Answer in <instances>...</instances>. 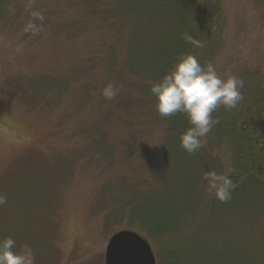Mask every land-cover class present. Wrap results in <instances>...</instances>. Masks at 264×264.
Masks as SVG:
<instances>
[{
	"label": "rangeland",
	"instance_id": "374dc122",
	"mask_svg": "<svg viewBox=\"0 0 264 264\" xmlns=\"http://www.w3.org/2000/svg\"><path fill=\"white\" fill-rule=\"evenodd\" d=\"M182 1L163 0L162 9H149L140 8V3L153 0H135V10L144 18L162 17L161 29L174 36L180 23L169 18L182 14ZM209 1L219 3L221 32L211 45L206 39L196 57L201 65L211 63L221 79L234 75L242 80L240 92L246 99L264 87V0ZM6 3L11 5L10 16L19 20L12 26L0 21V195L5 198L0 204V240L13 238L18 252L30 249L34 264H105L110 238L132 231L146 238L156 264H210L218 259L264 264V186H245L220 202L207 193L202 179L207 171L229 175L234 167L236 147L225 133L233 108L221 105L212 113L218 123L202 146L208 159L180 156L171 162L168 146L159 148L162 128L155 126L141 136L139 145L145 148L132 145L129 152H134L124 160L121 143L126 132L122 124L111 122L108 142L117 151L107 168L91 150L89 135L107 110L100 83H105L103 59L115 34L98 23L69 33L65 26L81 16L73 0ZM2 4L4 0L0 19ZM42 16L43 26L32 25L33 18ZM116 47L122 64L125 48ZM90 62V78L97 88L93 99L85 102L82 92L88 81L78 73ZM51 81L71 85L60 94L37 92ZM154 168L155 178L176 179L155 183ZM122 176L144 191L155 188L138 204L163 205L171 217L176 215L177 222L154 226L167 233L165 238L150 239L127 219L107 222L108 202L101 205L99 194L105 184ZM128 202L134 204L133 195Z\"/></svg>",
	"mask_w": 264,
	"mask_h": 264
},
{
	"label": "trees",
	"instance_id": "16d2710c",
	"mask_svg": "<svg viewBox=\"0 0 264 264\" xmlns=\"http://www.w3.org/2000/svg\"><path fill=\"white\" fill-rule=\"evenodd\" d=\"M6 1L4 0L5 5L2 4L1 10L4 11V15L0 21L4 23V26H12L19 18L10 16L11 5ZM20 1L25 2V0ZM73 1H75V6L80 9L81 16L78 20L65 26L69 33H78L79 30H86L92 24L98 23L100 28L104 26L115 34L114 44L109 45L103 59L106 74L105 83L100 84L102 88L107 84H112L119 91L115 99L103 100V105H101L106 106L107 110L93 128L92 134L89 132L90 138H88L91 142V150L97 154L95 156L99 157L103 164H107V168L112 166L117 148L108 142L107 126L116 121L123 125L126 132L121 143L122 159L124 160H127L134 152H129L132 145H139L141 136L148 134L155 126L162 128V140L159 148L168 146V151H171L168 152L167 158L170 157L171 162L179 159L180 156L208 159L209 155L202 147L191 154L180 147V135L190 126L185 115L179 112L169 117L159 115L154 108L155 99L150 88L153 82L159 81L166 74L182 54L197 56L201 47H196L186 41L185 34L199 41L203 48L207 42L208 45L216 42L221 32L223 19L219 3L210 4L209 0H183L181 2L182 14H175L169 18L171 21L180 23V27H176L178 33L173 36L165 29H161L159 24L163 22L162 17L157 18L156 15V18L153 19L154 17L144 18L143 15H139L135 10L137 8L135 0H113L111 4L104 0ZM162 1L153 0L149 4L142 2L140 8L162 9L159 8ZM42 20H44L43 16L42 18H33L31 22L34 26L37 24L43 26ZM147 26L149 28H146ZM79 33L81 34L82 31ZM206 39L207 42H205ZM117 44H121L125 48L122 64H119L117 59L115 51ZM200 59L203 63L206 56ZM92 69L93 64L90 62L89 67L86 64L78 73L83 76L84 81H88L82 92L85 102L93 99L97 88L90 78ZM66 82L51 81L47 86H41L37 92L44 94L47 90H52L60 94L65 89L69 90L71 84L68 82L67 86ZM262 89H255L227 115L225 133L229 141H234L236 147L235 164L229 174L235 186L232 192L241 191L245 186H264V89ZM107 101L108 103H106ZM217 129L219 131L222 126ZM220 139L218 138V140ZM138 148L143 149L145 146L139 145ZM151 172V179L155 183L162 184L159 181L161 180L168 184L176 179L169 181L167 178L164 180L155 178V168ZM154 192L155 188L152 187L144 191L139 184L131 183L128 178L122 176L105 184L98 199L101 205L108 202L106 205L107 222L117 223L127 219L130 223L135 222L137 228L134 229L141 231L148 238H165L167 233L163 234L154 226L161 222L165 225L174 220L177 222L176 215L171 217V210L163 205L156 208L138 204L146 198L147 193L152 196ZM130 195L134 196V204L128 202ZM153 230H155L154 233ZM259 260L261 259L259 258ZM173 261H175L174 257ZM210 264L227 263L223 259H218ZM233 264L238 263L233 262ZM239 264L260 263L249 261Z\"/></svg>",
	"mask_w": 264,
	"mask_h": 264
},
{
	"label": "clouds",
	"instance_id": "9594fccd",
	"mask_svg": "<svg viewBox=\"0 0 264 264\" xmlns=\"http://www.w3.org/2000/svg\"><path fill=\"white\" fill-rule=\"evenodd\" d=\"M184 39L202 47L191 36L185 35ZM242 87L243 81L236 76L221 79L211 63L202 66L195 55L182 54L159 81L152 83L150 92L159 115L169 117L178 112L185 115L190 126L180 135V147L191 154L203 146V138L218 123L212 118V113L221 105L226 109L235 108L243 98ZM118 91L112 84H107L102 95L107 100H113ZM202 179L207 193L220 202L231 198L235 186L230 175L207 171ZM4 203L5 198L0 195V204ZM15 245L11 237L0 240V264H34L31 250L18 252Z\"/></svg>",
	"mask_w": 264,
	"mask_h": 264
},
{
	"label": "water",
	"instance_id": "95a60500",
	"mask_svg": "<svg viewBox=\"0 0 264 264\" xmlns=\"http://www.w3.org/2000/svg\"><path fill=\"white\" fill-rule=\"evenodd\" d=\"M105 264H156L147 240L132 231H120L108 241Z\"/></svg>",
	"mask_w": 264,
	"mask_h": 264
}]
</instances>
